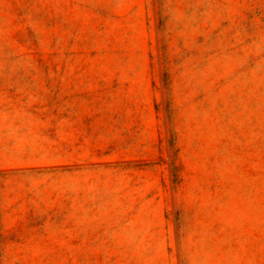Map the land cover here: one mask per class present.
Instances as JSON below:
<instances>
[{"label":"rangeland","instance_id":"rangeland-1","mask_svg":"<svg viewBox=\"0 0 264 264\" xmlns=\"http://www.w3.org/2000/svg\"><path fill=\"white\" fill-rule=\"evenodd\" d=\"M0 264H264V0H0Z\"/></svg>","mask_w":264,"mask_h":264}]
</instances>
